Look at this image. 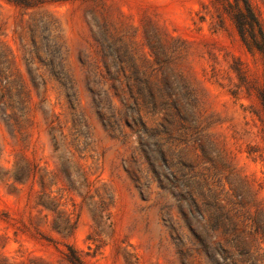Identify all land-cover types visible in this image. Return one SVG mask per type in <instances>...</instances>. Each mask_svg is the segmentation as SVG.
<instances>
[{"label": "rangeland", "instance_id": "1", "mask_svg": "<svg viewBox=\"0 0 264 264\" xmlns=\"http://www.w3.org/2000/svg\"><path fill=\"white\" fill-rule=\"evenodd\" d=\"M241 13L0 0V264H264V58Z\"/></svg>", "mask_w": 264, "mask_h": 264}, {"label": "trees", "instance_id": "2", "mask_svg": "<svg viewBox=\"0 0 264 264\" xmlns=\"http://www.w3.org/2000/svg\"><path fill=\"white\" fill-rule=\"evenodd\" d=\"M239 1H241L243 4L244 13H241L238 16H236L235 19L242 41L248 48L255 49L264 58V27L260 23V20L258 19L253 8L251 7L250 2L248 0H239ZM247 32L256 34L254 36V40L249 41L247 39L246 37ZM259 101H260L261 110L264 114V90L259 94ZM25 171H27L26 174L25 175L23 174L24 176H20V183H23L27 180H31L34 182V178H35L34 168L30 169L27 167ZM83 182H84V187L86 189H89L90 185L87 182L86 178H83ZM70 184H72L71 181ZM40 201H42L41 197H38L37 205L40 204L42 205V207L45 208L46 207L45 202H40ZM92 215L94 217V220L96 221V224H98L99 221L103 218V213L101 211L97 212V214H92ZM58 231L64 232L65 230H58ZM67 250H68V255H66V258L70 264H83L80 258L76 255L74 250H72L71 248H67Z\"/></svg>", "mask_w": 264, "mask_h": 264}]
</instances>
